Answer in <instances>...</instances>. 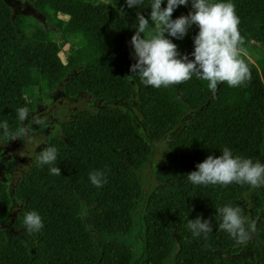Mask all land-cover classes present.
I'll return each mask as SVG.
<instances>
[{"label": "trees", "instance_id": "trees-1", "mask_svg": "<svg viewBox=\"0 0 264 264\" xmlns=\"http://www.w3.org/2000/svg\"><path fill=\"white\" fill-rule=\"evenodd\" d=\"M148 2L142 0L135 9L123 0H31L43 17L40 22L12 16L0 0V120L10 131L20 137L31 121L27 117L21 125L15 118L18 107H27L30 114L57 88L67 102L86 96L98 105L73 109L59 125L61 135L46 139L13 186L0 179V221L8 218L15 230H23L22 214L33 209L43 222L27 241L0 232V264H131L132 246L108 236L128 237L141 195L137 172L151 152L149 142L163 139L166 151L142 216L141 264H165L172 251L173 264H230L222 254L241 247L217 227L215 209L226 203L239 207L243 216L249 207L260 216V245L241 264H264V186H193L185 177L225 146L253 161L264 153V0H232L243 37L240 58L249 78L237 87L221 82L215 92L195 77L158 89L143 85L138 75L129 77L134 58L128 41L136 12L147 17ZM188 11V5L177 6L171 17ZM195 31L193 25L182 39H169L187 54ZM64 43L73 47L69 53ZM134 96L145 135L123 108ZM109 102L115 105L105 106ZM7 140L14 139L0 135V144ZM46 145L57 148L60 176L34 163ZM92 169L106 173L100 188L88 182ZM13 200L18 208L10 214ZM197 215L209 219L212 231L193 238L186 219Z\"/></svg>", "mask_w": 264, "mask_h": 264}, {"label": "clouds", "instance_id": "clouds-1", "mask_svg": "<svg viewBox=\"0 0 264 264\" xmlns=\"http://www.w3.org/2000/svg\"><path fill=\"white\" fill-rule=\"evenodd\" d=\"M123 2L128 8L137 9L142 0ZM184 5L189 6L187 14L172 18L171 13L177 6ZM146 8L150 9L147 17L136 12L135 31L128 41L134 58V63L129 65V77L138 75L143 85L153 89L167 88L195 77L206 82L210 92H215L221 82L228 87H237L248 80V66L240 58L243 37L232 0H149ZM193 25L196 31L190 38L191 51L187 54L178 52L176 44L169 38L182 39ZM145 32L149 35L142 36ZM28 115L27 107L20 106L15 110V118L21 125ZM0 135L8 139L19 137L10 131L5 120H0ZM57 155L54 145H46L34 156V163L37 167L46 165L50 175L60 176ZM185 177L193 186L236 183L260 187L264 186V163L235 155L225 146L219 150V155L205 156ZM87 179L95 188L107 182L106 173L101 169L89 171ZM215 212L219 218L218 229L237 241L246 239L245 219L239 207L226 203ZM22 227L26 234L38 233L43 228L40 214L33 209L23 212ZM186 227L193 238L207 236L212 231L209 219L199 215L186 219Z\"/></svg>", "mask_w": 264, "mask_h": 264}, {"label": "rangeland", "instance_id": "rangeland-1", "mask_svg": "<svg viewBox=\"0 0 264 264\" xmlns=\"http://www.w3.org/2000/svg\"><path fill=\"white\" fill-rule=\"evenodd\" d=\"M4 1L10 7L12 16L23 14L43 22V17L35 11L31 4V0ZM63 49L69 53L73 47H71L69 43H64ZM60 54L63 62H65V59L63 58L64 55H62V53ZM49 96L51 99L50 101L41 102L38 104L37 108L29 114L28 119L31 121L26 124L24 127V133L20 137L12 140L13 142H10L11 140H7L6 142L4 141L5 143L0 144V179L7 181L10 187L13 186L15 182L20 180V174L33 164L32 156L36 150L42 147L41 145L46 141V139L61 135L59 125L71 116L73 109L94 110L95 107L98 106L94 101H90V98L86 96H80L74 101L71 100L67 102L65 101L66 98L64 97L63 92L59 88L51 92V95ZM114 105V102L105 104L107 107H113ZM123 108L132 114L136 128L141 134L145 135L144 129L141 125V116L137 109L136 97L134 96V98L124 103ZM164 142L165 139L159 142H149L151 145V152L149 153V156L143 166L137 172L141 182V195L132 210L134 224L128 233V237H118L114 235L108 236V238H115L119 240L120 243L125 246H132L133 257L131 264H141V250L143 247L142 216L145 213L144 207L147 197L156 185L154 172L156 167L160 164L161 155L164 151H166ZM259 161L264 163V153ZM253 189H256V187ZM248 196L249 192H246V201H249ZM17 208L18 203L13 200L10 214H15ZM247 210L249 211L248 215L244 216L245 227L247 229L246 239L240 241V250L236 253H231L227 250L222 254V257L226 258L230 264H241L244 259L251 257L253 248L260 245L258 238L261 223L260 216L252 214V207H249ZM0 232H4L6 237H22L25 238L26 241L28 239V235L23 230H15L8 218L0 221ZM98 239H100V237ZM173 253L174 251L170 253L165 264H173Z\"/></svg>", "mask_w": 264, "mask_h": 264}]
</instances>
